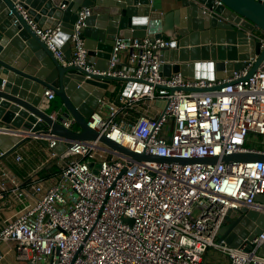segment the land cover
<instances>
[{
	"label": "built area",
	"instance_id": "1",
	"mask_svg": "<svg viewBox=\"0 0 264 264\" xmlns=\"http://www.w3.org/2000/svg\"><path fill=\"white\" fill-rule=\"evenodd\" d=\"M21 11L64 66L133 80L116 99L98 100L90 127L139 154L218 161L133 160L98 140L71 141L58 155L54 148L67 141L40 131L32 138L45 142L51 156L28 179L0 166V203L11 208L0 220V264H216L205 258L209 249L229 264H264V229L238 247L218 240L233 212L264 213L258 201L264 196V161H222L235 153L264 154V148L248 145L249 134L264 144V60L250 77L255 58L224 78L164 76L161 51L172 41L149 26L144 37L117 38L109 68L101 71L94 61L88 64L81 38L85 9L77 11L70 60L57 43L61 27H40ZM256 37L264 48V36ZM122 54L127 66L119 67ZM56 98L47 89L43 106ZM63 112L62 106L49 116L60 121ZM63 118L64 127L75 129L74 117ZM50 160L58 161L61 172L40 180L38 171ZM16 161L24 157L18 154Z\"/></svg>",
	"mask_w": 264,
	"mask_h": 264
},
{
	"label": "water",
	"instance_id": "2",
	"mask_svg": "<svg viewBox=\"0 0 264 264\" xmlns=\"http://www.w3.org/2000/svg\"><path fill=\"white\" fill-rule=\"evenodd\" d=\"M220 1L221 5H216L215 0H179L176 12L179 17L173 28L172 14L156 11L155 0H0V68L24 89L18 98L0 90V97L5 99L0 101V160L42 131L67 141L54 148L58 155L70 147L71 141L98 140L133 160L216 163L217 157L181 159L139 154L90 127L87 121L112 82L133 80L90 75L80 67L64 66L32 30L21 9L40 27H44L48 18L52 20L51 28L61 27L57 43L67 60L71 59L69 39L78 18L77 11L85 9L87 17L81 38L92 59L88 64L94 61L97 70H108L117 38L144 37L146 29L155 25L161 29L157 36L170 39L166 33L174 31L171 47L161 51L164 64L160 70L164 76L181 72L192 78H224L255 58L247 75L250 77L264 60V48L254 34L257 29L264 34V2ZM3 84L0 89L4 88ZM47 89L61 99L63 116L74 117L80 130L64 127L60 123L63 116L55 121L41 108ZM222 161H264V154L235 153L224 156ZM263 197H258V201L263 203ZM228 221L220 238L232 247L240 246L244 240H253L264 229V213L254 209L233 212ZM259 253L264 256V246Z\"/></svg>",
	"mask_w": 264,
	"mask_h": 264
},
{
	"label": "crops",
	"instance_id": "3",
	"mask_svg": "<svg viewBox=\"0 0 264 264\" xmlns=\"http://www.w3.org/2000/svg\"><path fill=\"white\" fill-rule=\"evenodd\" d=\"M179 7H180L179 0H155L154 9L156 11H160L163 13L172 14V16H170V21H171L170 25H172V27L174 28V23L176 22V18L179 17V14L176 15V12H177ZM178 13H179V11H178ZM48 21H50V22H48ZM51 22H52V20L48 18L47 21L44 23L43 28H50L52 26ZM152 28L154 29L156 34H159L161 32L160 31L161 29L158 26L154 25V26H152ZM166 34L168 36H170L171 40H172V38H174V31L167 32ZM254 34L256 36H264V34H262L260 32V30H258V29L254 32ZM126 39H129V38H126ZM189 55H190V57H188V58L191 59V54H188V56ZM126 56H127L126 54H122L120 61H119V67L127 66V62H126L127 57ZM90 60H92V59H90ZM2 82H4V84H3L4 88L2 87L0 90L3 93L6 92L4 94H7L9 96H14V97L18 98L19 93L22 90H24L21 87V85H17L15 79H13V78L11 79L10 75L8 73H5L3 68H0V84ZM118 83H120L119 84L120 86H118ZM118 83L112 82V84L110 85V88L105 93V95L110 97L111 99H116L118 92H120V91L124 92V90L127 88V83L122 82V81H120ZM15 88L17 89L16 92H14ZM26 92H29V91H26ZM4 100L5 99L3 97H0L1 102H4ZM52 102H53V105H52V103H50L48 105L49 107L46 108V106H43V104H44V100H43V103H42L43 107L41 106V108L47 110L48 112H52L54 110H60V108L63 106L61 99L58 97L56 99H54ZM11 105L13 106V103H11ZM3 110H6V109H3ZM18 154H21L24 157V161H22V162L16 161V156ZM48 156H51V150L48 149L47 144L41 140L31 138L28 141L24 142L21 146H19V148L16 151L7 155L5 158L1 159L0 160V166H4L10 170H11V168L18 169L19 175H21L22 177H24V176L28 177L30 175V173L40 164V162H43L45 160V158H47ZM50 161H53V160H50ZM46 164H44V166ZM38 172L41 175V170H39ZM13 206L16 209L18 208V205L16 203L11 205V207H13ZM10 213H11V208L8 209L6 206H4L3 202L0 203V220H3V218L9 216ZM1 264H15V263L12 262V260L7 259V260L3 261Z\"/></svg>",
	"mask_w": 264,
	"mask_h": 264
},
{
	"label": "rangeland",
	"instance_id": "4",
	"mask_svg": "<svg viewBox=\"0 0 264 264\" xmlns=\"http://www.w3.org/2000/svg\"><path fill=\"white\" fill-rule=\"evenodd\" d=\"M119 84L120 83H118V86H120ZM50 103H52V105H53V102H50ZM75 129L76 130H80V126L79 125L75 126ZM248 145H250L252 147H256V148H264L262 137L258 136V135H253V134H249L248 135ZM262 201L264 203V197H263ZM197 214H196V216H197ZM228 224H229V221H227L223 225V227L221 228L220 235L218 237L219 241L221 240L220 237H221L222 233L227 229ZM205 258L208 261H211V262L216 263V264H229L228 263V259H227V257L225 255H223V254H221V253H219V252H217V251H215L213 249H209L208 250L207 254L205 255Z\"/></svg>",
	"mask_w": 264,
	"mask_h": 264
},
{
	"label": "trees",
	"instance_id": "5",
	"mask_svg": "<svg viewBox=\"0 0 264 264\" xmlns=\"http://www.w3.org/2000/svg\"><path fill=\"white\" fill-rule=\"evenodd\" d=\"M8 169V168H7ZM10 170V169H8ZM41 170V175L38 172L39 175V179L40 180H48L54 176H56L58 173L61 172V166L58 164L57 160H53L48 162ZM11 173H13L14 175L18 176L21 179L27 178V177H22L21 175H19V171L18 169H13L11 168L10 170ZM28 179V178H27Z\"/></svg>",
	"mask_w": 264,
	"mask_h": 264
}]
</instances>
